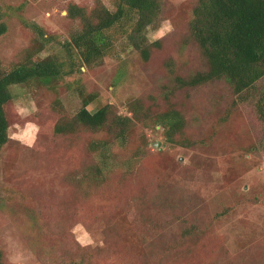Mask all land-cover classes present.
<instances>
[{"label": "rangeland", "instance_id": "374dc122", "mask_svg": "<svg viewBox=\"0 0 264 264\" xmlns=\"http://www.w3.org/2000/svg\"><path fill=\"white\" fill-rule=\"evenodd\" d=\"M193 1L163 0L162 21L145 31L148 43L159 42L148 61L114 30L101 62L10 88L9 142L0 149L4 264H60L72 248L92 264H189L185 254L204 236L216 244L202 259L198 249L192 264H264V121L254 107L264 78L244 100L234 101L224 83L172 90L168 98L183 118L174 142L147 116L164 107L176 76L203 68L188 39ZM72 3L117 9L115 0H0L8 13L0 17L2 65L33 44L42 46L40 58L66 61L62 45L81 29L67 16ZM89 96L90 112L110 104L131 117L130 104L140 108L142 122L134 120L127 142L110 146L104 174L121 180L109 188L79 181L97 162L88 144L102 136L53 131Z\"/></svg>", "mask_w": 264, "mask_h": 264}, {"label": "trees", "instance_id": "16d2710c", "mask_svg": "<svg viewBox=\"0 0 264 264\" xmlns=\"http://www.w3.org/2000/svg\"><path fill=\"white\" fill-rule=\"evenodd\" d=\"M115 1L117 9L114 12L100 3L91 10L78 4H69L67 16L72 20H79L81 29L62 45L66 61L61 62L56 57L40 58L37 54L42 46L36 44L31 45L24 57L16 63L3 66L0 61V149L9 142L10 116L6 107L13 99L10 91L12 86L35 79L50 83L75 74L81 66L101 62L112 50L114 30L121 31L128 45L139 53L143 61H148L159 42L148 43L145 31L162 21L163 0ZM6 13L0 12V17ZM190 13L188 39L202 61L203 68L186 78L176 76L174 87L166 89L163 94L164 107L157 106L155 111L148 109L147 112L148 118L154 119V124L164 129L166 139L171 142H174L173 136L181 133L183 126V118L168 98L174 93L172 90L224 83L234 101L235 98L244 100L250 90L264 78V0H194ZM5 30V24H0V33ZM35 30L43 40V30L38 27ZM262 88L254 99V107L259 119L264 121V87ZM92 100V96L84 99L81 109L75 115L62 116L54 125L53 131L56 135L78 136L86 133L102 136V139L92 140L88 144V151L97 158V162L87 173L82 174L79 181L87 180L92 184L90 187L109 188V183L115 184V180H121V174L111 179L104 174L108 167L110 146L113 143L124 145L127 142L134 131V120L142 122L138 117L140 108L137 103L130 104L131 117L118 114L110 104L90 112L87 107ZM90 207L91 205L88 210ZM175 219L182 220L180 217ZM185 233L188 232L185 230ZM205 238L206 236L194 240L193 250L185 254L189 264L197 258L198 249L202 259L201 254L204 255L216 244L214 238L208 243ZM74 250L72 248L65 251L60 264H92L90 260L81 257L84 250L77 253ZM4 260V252L0 249V264H4Z\"/></svg>", "mask_w": 264, "mask_h": 264}]
</instances>
